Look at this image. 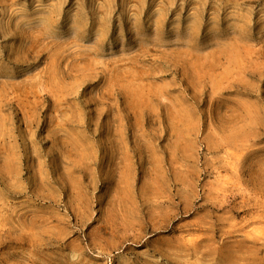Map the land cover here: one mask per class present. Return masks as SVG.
<instances>
[{
	"label": "rangeland",
	"instance_id": "374dc122",
	"mask_svg": "<svg viewBox=\"0 0 264 264\" xmlns=\"http://www.w3.org/2000/svg\"><path fill=\"white\" fill-rule=\"evenodd\" d=\"M0 264H264V0H0Z\"/></svg>",
	"mask_w": 264,
	"mask_h": 264
}]
</instances>
